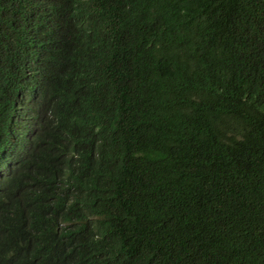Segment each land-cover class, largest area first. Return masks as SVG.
Instances as JSON below:
<instances>
[{
	"label": "trees",
	"instance_id": "16d2710c",
	"mask_svg": "<svg viewBox=\"0 0 264 264\" xmlns=\"http://www.w3.org/2000/svg\"><path fill=\"white\" fill-rule=\"evenodd\" d=\"M0 264H264V0H0Z\"/></svg>",
	"mask_w": 264,
	"mask_h": 264
}]
</instances>
